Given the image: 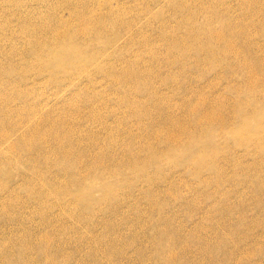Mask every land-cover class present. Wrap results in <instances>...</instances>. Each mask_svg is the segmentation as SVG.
Returning <instances> with one entry per match:
<instances>
[{"label": "rangeland", "instance_id": "obj_1", "mask_svg": "<svg viewBox=\"0 0 264 264\" xmlns=\"http://www.w3.org/2000/svg\"><path fill=\"white\" fill-rule=\"evenodd\" d=\"M184 5L264 48V0H0V264H264V169L234 182L219 153L217 187L186 167L202 142L161 154L190 102L242 84L196 55Z\"/></svg>", "mask_w": 264, "mask_h": 264}, {"label": "bare ground", "instance_id": "obj_2", "mask_svg": "<svg viewBox=\"0 0 264 264\" xmlns=\"http://www.w3.org/2000/svg\"><path fill=\"white\" fill-rule=\"evenodd\" d=\"M259 6L262 7L263 4L260 3ZM183 8L185 9L183 14L185 23L191 22V24H189V32L186 36L192 37V39L195 40L194 44L199 51L196 55H198V57L204 55L206 58L205 64H208L210 69L216 72L221 68L230 74L241 75L242 73V84L232 87L237 94L233 103L230 102V98L223 97L225 95L212 98L205 97L196 102H190V111L197 119V127L192 133L190 141L188 142L184 139L183 135H186V133L169 132L170 138L168 140L178 147H176L174 151L171 148H166L161 154H167L168 156L166 157L173 159V156L178 153V148H183L185 144L192 145L196 142H202L201 147V143L192 146L195 148L192 152L190 151L192 157L188 160L189 162H187V165L185 164L186 167L191 166L192 173L201 180V182L205 184L211 182L217 187L221 186L220 184L223 182L224 176V166L220 165L219 161L217 162L215 159L217 154H222L223 152H226V157L223 158V162L228 164L227 167L229 169V164L234 168L230 180L235 182L236 180L234 179H236L237 174L240 173L247 179L257 177L260 175L261 170L264 169V158L262 157L259 163L260 159L257 161L256 157L264 153V107H261L264 106V48L256 47L254 51L249 45L247 38H245L240 45L238 42V38L242 37L241 34H239L240 29H233L225 20L219 19V12L215 10L211 12L210 16L209 13L205 14V26L199 28V26L196 27L195 24V18H197L195 9L187 5H184ZM203 9L205 10V7L201 9L202 12H205ZM216 21L221 24L220 29L214 27V22ZM262 23L264 24V22ZM57 33L59 38H67L64 30H57ZM206 34L215 35L217 40L223 41L219 42L224 45L221 51H219L220 46L217 47L218 51H214L215 48L210 45L212 38L210 36H205ZM69 35H71V32H69ZM260 36L264 37V31ZM180 43L183 45L186 44L184 38ZM172 45L176 46L175 44ZM231 58L237 59L235 61L238 62H232L233 60ZM199 61L196 60V66L199 65ZM260 70L262 73L259 72ZM203 77L204 76H202V78ZM135 79H139L137 75ZM147 80L148 79H145V81ZM180 121H182V119H180ZM58 124L59 121H54L50 126V130L53 131V128ZM217 137L224 140L219 144L213 143L214 138ZM204 142H206V144ZM235 147L241 148L242 151H236L234 154L237 156L232 161L228 156L234 152L233 149ZM148 160L143 162L142 166L146 167L153 164L162 165L161 163H164V161L161 162L157 156L150 157ZM166 160L168 159L166 158ZM205 175H212L214 177H206ZM208 180H210V182ZM256 186L261 188V183H257ZM153 202L155 201L152 200L151 203ZM174 260L173 258L171 259L172 264Z\"/></svg>", "mask_w": 264, "mask_h": 264}]
</instances>
